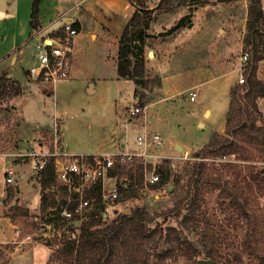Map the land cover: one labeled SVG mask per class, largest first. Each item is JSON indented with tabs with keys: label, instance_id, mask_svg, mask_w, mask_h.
Here are the masks:
<instances>
[{
	"label": "rangeland",
	"instance_id": "374dc122",
	"mask_svg": "<svg viewBox=\"0 0 264 264\" xmlns=\"http://www.w3.org/2000/svg\"><path fill=\"white\" fill-rule=\"evenodd\" d=\"M182 1L186 4L150 11L141 55L146 82L142 88L132 80L115 78L117 50L110 43L82 42L72 78L57 83L51 94L27 79L25 71L24 82L0 75V238L11 233L7 218L32 231L33 219L40 213V179L32 177L25 154L51 149L57 138L64 143V151L72 154L113 152L110 144L116 142L119 147L120 141L124 148L133 149L142 131L134 126L146 118L148 125L143 124L165 139V153L177 158L166 161L168 176L160 185H145L135 169L134 183L117 213L128 214L139 206L150 216L159 214L155 221L164 229L161 244L170 250L164 262L162 255L149 259L156 264H184V255L190 254L183 247L187 242L199 252L196 260H212L207 257L212 253L215 264H264V199L248 200L238 191L249 175L248 166L264 169V135L258 150L241 144L253 153L250 162L238 160V154L227 150L217 155L214 148H207L213 134L225 135L231 91L240 87L239 68L243 72L251 57L247 21L253 0ZM261 6L264 13V0ZM244 54L247 59L242 62ZM256 65V77L264 82V58ZM193 92L197 97L191 101ZM135 107L142 111L131 116ZM257 111V126L264 129V98L257 100ZM16 151L19 154L12 163L24 165L26 175L21 178L20 169L8 164L7 169L15 173L12 183L5 185L1 162L5 153ZM51 185L46 192L53 203L58 183ZM9 190L11 196L6 195ZM187 199L192 201L191 209L186 208ZM246 200L248 206H244ZM177 207L182 208L179 217L163 214ZM242 208L250 220L242 216ZM114 215L108 213V220ZM67 230L64 236L12 255L8 264H56L48 262L51 253L77 236ZM205 232L202 246L200 236ZM253 232L256 239L251 237ZM124 252L116 248L98 264L140 262V255ZM97 259L98 255L83 254L72 264H96Z\"/></svg>",
	"mask_w": 264,
	"mask_h": 264
},
{
	"label": "trees",
	"instance_id": "16d2710c",
	"mask_svg": "<svg viewBox=\"0 0 264 264\" xmlns=\"http://www.w3.org/2000/svg\"><path fill=\"white\" fill-rule=\"evenodd\" d=\"M135 11L128 21L123 33L120 36L117 50V75L120 78L132 80L137 87L145 86L144 63L141 57L143 52V41L147 36L150 28V11L146 0H127ZM197 2L198 0H188ZM38 0H33L31 11V27L35 31L38 27ZM186 4L182 0H159L158 8L165 10L173 5ZM254 6H253V5ZM249 7L247 21V41L251 44V57L243 67L244 83L238 89L231 91V101L228 115L226 118L225 135L219 136L213 134L207 148H214L219 155L222 150H227L231 154H238V160L250 162L253 159V153L243 147L241 144L249 146V148L258 150L261 145L260 136L263 134L262 127H258L257 119V100L264 98V82L256 77L257 63L264 58V13L261 6V0H253ZM180 24V23H179ZM240 143V144H239ZM249 175L244 178L243 187L238 189L240 196L246 199H264V169L262 167L253 169L252 166L247 167ZM137 169L143 177L142 165L136 164L133 171ZM161 176L159 183H165L168 176V170L158 171ZM40 179V212L47 207L54 205L49 201L47 190L51 189V184L55 183L52 164L47 166L36 175ZM197 182V180H195ZM55 185V184H54ZM12 190L6 195L11 196ZM190 196V195H189ZM195 198L197 193L192 195ZM194 200V199H193ZM248 200L245 201L248 206ZM186 208H192V201L186 200ZM182 208L169 209L163 214L170 217H179ZM242 216L250 220V216L241 209ZM162 214V213H161ZM157 215H149L143 207H133L128 214L116 213L114 218L108 220L103 216H92L87 220L79 223L78 226L70 227L74 238L67 239L61 244L57 250L51 253L49 263L56 264H72L78 261L84 255H98L96 264H98L105 255H109L116 248L129 252L130 255H140L141 260L137 264H156L150 260L151 255H162L161 262L165 261L166 254L170 250L162 246V238L164 229L162 224L155 221ZM153 222L154 225H150ZM249 222V221H248ZM252 223H250L251 225ZM261 225V224H259ZM254 229V227H252ZM65 234H62L64 236ZM206 232L201 234L200 243L205 245ZM251 237L257 238V233L253 232ZM153 242V243H152ZM167 244V243H166ZM167 246V245H166ZM250 246V241L246 245ZM183 247L190 252L184 255V264H197L194 259L199 252L189 243H183ZM213 264V254L209 253Z\"/></svg>",
	"mask_w": 264,
	"mask_h": 264
},
{
	"label": "built area",
	"instance_id": "2783aa9c",
	"mask_svg": "<svg viewBox=\"0 0 264 264\" xmlns=\"http://www.w3.org/2000/svg\"><path fill=\"white\" fill-rule=\"evenodd\" d=\"M43 32L41 28L33 31L34 63L25 74L27 79L35 81L51 94L57 83L72 78L73 52L79 29L68 21L52 35H42ZM246 59L247 55L244 54L241 60L244 62ZM238 82L244 83L241 67ZM196 97L197 92L190 93L191 101ZM141 111V108L135 107L130 115ZM57 139L51 149H34L24 155L29 158L30 170L36 175L48 163L52 164L58 183L54 191V205L33 219L32 231L11 225V239L0 247V264H8L12 255L25 253L39 242L66 234L67 229L75 226V222L81 223L92 216L104 217L108 213L118 212L117 206L134 183L132 174L136 164L142 165L144 184L157 185L161 181L158 171H165L166 161L177 158L165 153L167 144L163 136L147 127L137 134L135 148L113 152L72 154L64 151L62 142ZM14 173L12 169L3 171L5 185L12 183Z\"/></svg>",
	"mask_w": 264,
	"mask_h": 264
},
{
	"label": "crops",
	"instance_id": "0c3cea01",
	"mask_svg": "<svg viewBox=\"0 0 264 264\" xmlns=\"http://www.w3.org/2000/svg\"><path fill=\"white\" fill-rule=\"evenodd\" d=\"M32 2L33 0H0V75L5 73L7 78L14 81L24 82L22 73L34 63L32 54L35 46L34 41L31 40L33 29L30 24ZM38 2L37 28L44 29L42 35L47 33L52 35L62 27L64 22L68 21L78 27L79 34L73 52V71L76 65L74 61L82 42L102 45L110 43L113 49L118 50L120 36L136 10L127 0H38ZM158 2L159 0L152 2L147 0L149 9L157 8ZM115 78L123 80L118 75ZM93 88L94 86L90 87L88 91H92ZM205 111V114L210 113ZM143 123L147 124L146 118L139 126H133L141 130L147 127ZM110 146L114 147L113 150L124 148L121 141L119 147L116 146V142ZM95 152L98 151L93 150L87 153ZM18 154L16 151V153L8 152L4 154V157L1 156L3 157L2 173L10 164L20 169L21 178L26 175L24 165L12 163ZM7 222L11 228L12 224L8 218ZM10 239L11 233L8 237L0 238V247L8 243Z\"/></svg>",
	"mask_w": 264,
	"mask_h": 264
},
{
	"label": "water",
	"instance_id": "95a60500",
	"mask_svg": "<svg viewBox=\"0 0 264 264\" xmlns=\"http://www.w3.org/2000/svg\"><path fill=\"white\" fill-rule=\"evenodd\" d=\"M177 150H181V146L180 145H177ZM33 177H36V174L33 175ZM117 211H114V214H116ZM104 217H107V215H104ZM79 223L75 222V226H78ZM47 245H49V243H47ZM197 264H213V261L210 260V259H199L197 260Z\"/></svg>",
	"mask_w": 264,
	"mask_h": 264
},
{
	"label": "bare ground",
	"instance_id": "6f19581e",
	"mask_svg": "<svg viewBox=\"0 0 264 264\" xmlns=\"http://www.w3.org/2000/svg\"><path fill=\"white\" fill-rule=\"evenodd\" d=\"M206 115H209V112H207Z\"/></svg>",
	"mask_w": 264,
	"mask_h": 264
}]
</instances>
